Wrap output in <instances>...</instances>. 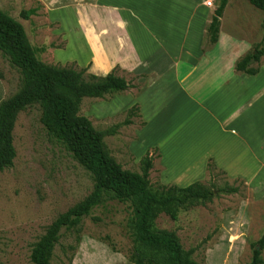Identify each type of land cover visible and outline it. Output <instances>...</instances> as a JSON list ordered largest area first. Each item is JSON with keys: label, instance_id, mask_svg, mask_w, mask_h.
Segmentation results:
<instances>
[{"label": "rangeland", "instance_id": "obj_1", "mask_svg": "<svg viewBox=\"0 0 264 264\" xmlns=\"http://www.w3.org/2000/svg\"><path fill=\"white\" fill-rule=\"evenodd\" d=\"M154 1L0 0V11L22 25L42 63L49 66L75 64L77 68H87V73L96 75L99 71L94 72L92 68L93 39L89 40L87 34L93 33L98 40L106 39L105 43H108L112 41V32L127 29L129 23L134 28L130 31L136 32L137 40L140 38L141 46L144 23L154 31L157 27L166 30L174 16L172 6L165 0ZM209 1L212 2V7L208 8L211 18L220 0ZM227 3L220 25L222 35L237 44L250 45L248 53L253 52L262 41L263 15L246 0H228ZM30 9H35L36 14L27 21L21 19L20 12ZM111 11L125 20L117 19ZM180 15L178 21L182 27L184 18ZM137 20L141 21L139 27H135ZM140 54L138 58L144 61V53ZM260 63H264V56ZM115 68L116 76L129 81L135 79L133 84L138 88L102 100L83 99L79 115L87 118L98 131L117 127L114 135L103 140L108 153L123 170L140 174L139 162L147 152L144 153V147L149 143L147 138L144 140V130L141 131L144 124L140 107L143 105L144 110V101L147 102L144 96H173L171 93L177 87L189 90L186 84H171L166 89L160 82L144 92L143 76L122 70L117 65ZM215 71L213 66L205 77H216ZM200 72L196 73L199 77ZM19 87L18 70L0 54V102L13 96ZM165 102L161 97L159 103L166 106ZM135 106L138 112L133 111L128 116V111ZM188 113V107L179 113L184 124L177 131V138L173 137L174 153L188 149L189 138H193L190 128H196V119L191 121V125ZM175 118H178L177 114ZM127 119L131 124H124ZM152 138H148L150 143ZM13 146L16 153L13 167L0 173V264H31L32 245L59 215L90 194L93 183L89 174L61 146L48 138L40 123L37 106L19 112L13 130ZM153 149L148 150L149 155L158 160V152ZM174 153L172 163H175ZM172 165L178 169L176 164ZM152 169L148 180L155 189L161 183L159 170ZM212 176L207 174L201 181L205 188L216 191L229 186L236 188L237 192L219 194L211 201L180 209L175 221L160 215L153 228L157 232L175 233L184 250H195L192 258L196 264H249L252 256L250 245L256 243L264 232V174L250 182L228 180L218 171H213ZM129 218L127 205L105 202L82 220L78 234L61 232L50 264H130L127 260L132 248ZM261 258L264 260V250Z\"/></svg>", "mask_w": 264, "mask_h": 264}, {"label": "trees", "instance_id": "obj_2", "mask_svg": "<svg viewBox=\"0 0 264 264\" xmlns=\"http://www.w3.org/2000/svg\"><path fill=\"white\" fill-rule=\"evenodd\" d=\"M228 0H220L206 28L210 45L218 40L220 18ZM264 17V0H246ZM36 14L35 9L20 12L27 21ZM264 20L262 41L254 51L243 56L234 67L235 73L255 76L264 56ZM0 54L20 75L19 90L0 102V173L13 167L16 153L13 146V130L19 112L31 106L40 111V123L48 138L61 146L71 159L89 174L93 186L90 194L80 203L59 215L45 233L32 245L31 264H50L61 232L78 234L84 218L105 202L127 205L130 209L129 226L132 248L128 257L130 264H196L192 258L195 250H184L173 232H157L154 221L165 215L175 221L180 209L211 201L219 194L232 195L236 188L225 187L214 191L201 182L187 187L159 185L150 186L148 177L153 163L147 151L140 160L141 173L123 170L110 156L104 144L106 136L115 134L117 127L106 131L94 129L91 122L79 115L83 99L102 100L114 94H123L138 87L134 80H126L115 74L116 68L104 76L87 73L75 64L49 66L37 57V50L30 44L26 33L16 20L0 11ZM253 65H256L253 67ZM138 107H132V112ZM131 124L130 120L124 121ZM156 153L157 150L153 149ZM208 176L216 171L211 161L206 165ZM223 174V173H222ZM79 239H76V244ZM252 256L249 264H264V232L250 245ZM71 262V259L70 261Z\"/></svg>", "mask_w": 264, "mask_h": 264}, {"label": "crops", "instance_id": "obj_3", "mask_svg": "<svg viewBox=\"0 0 264 264\" xmlns=\"http://www.w3.org/2000/svg\"><path fill=\"white\" fill-rule=\"evenodd\" d=\"M165 1L172 6L173 19L166 30L157 27L154 31L144 23L141 46L140 38L137 40L136 32L130 31L134 28L129 23L127 29L112 32V41L108 43L106 39L98 40L93 33L87 34L89 40L93 39V71H99L97 76H104L117 65L143 76L144 92L160 82L166 89L171 84L188 86L189 91L177 87L171 93L173 96H144L149 103L144 101V110L143 105L140 107L144 124L141 131L144 130V140L147 138L149 142L144 153L152 148L157 150L158 160H151L153 167L159 170L161 185L183 188L203 181L208 161L228 180H257L264 174V63L255 76L235 73L236 63L251 46L224 37L220 26L217 43H208L206 28L212 17L205 3L209 0ZM179 14L184 18L182 27ZM114 15L125 20L116 12ZM221 20L222 17L220 25ZM137 21L135 27L141 26V21ZM138 52L144 53V61L138 58L141 55ZM213 66L216 77H205ZM198 70L201 77L196 75ZM161 97L166 106L159 103ZM185 107L189 108L190 124L195 118L197 126L190 128L193 138H189L188 149L174 153L173 140L184 124L179 113L185 111ZM150 137H154L151 143ZM173 153L175 163L171 162Z\"/></svg>", "mask_w": 264, "mask_h": 264}, {"label": "built area", "instance_id": "obj_4", "mask_svg": "<svg viewBox=\"0 0 264 264\" xmlns=\"http://www.w3.org/2000/svg\"><path fill=\"white\" fill-rule=\"evenodd\" d=\"M205 6H206L207 8H211V7H212V2H211V1H207V2L205 3Z\"/></svg>", "mask_w": 264, "mask_h": 264}]
</instances>
